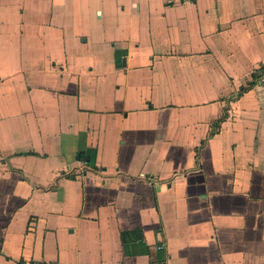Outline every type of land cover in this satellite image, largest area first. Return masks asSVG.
I'll use <instances>...</instances> for the list:
<instances>
[{
    "label": "crops",
    "instance_id": "crops-1",
    "mask_svg": "<svg viewBox=\"0 0 264 264\" xmlns=\"http://www.w3.org/2000/svg\"><path fill=\"white\" fill-rule=\"evenodd\" d=\"M264 0H0V264H264Z\"/></svg>",
    "mask_w": 264,
    "mask_h": 264
},
{
    "label": "built area",
    "instance_id": "built-area-1",
    "mask_svg": "<svg viewBox=\"0 0 264 264\" xmlns=\"http://www.w3.org/2000/svg\"><path fill=\"white\" fill-rule=\"evenodd\" d=\"M262 82H264V77L262 78Z\"/></svg>",
    "mask_w": 264,
    "mask_h": 264
}]
</instances>
